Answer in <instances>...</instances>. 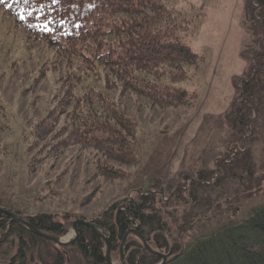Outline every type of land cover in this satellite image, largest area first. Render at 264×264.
I'll return each instance as SVG.
<instances>
[{
  "label": "rangeland",
  "instance_id": "obj_1",
  "mask_svg": "<svg viewBox=\"0 0 264 264\" xmlns=\"http://www.w3.org/2000/svg\"><path fill=\"white\" fill-rule=\"evenodd\" d=\"M160 2L185 27L178 31L184 43L205 57L197 75L190 71L193 77L175 85L194 93L197 100L193 105L162 109L133 93L124 97L120 106L139 124L142 153L137 166H123L127 177L112 179L98 173L95 150L79 147L47 158L35 172L29 171L26 135L55 109L57 95L70 90L77 96L88 90L102 92L104 80L82 72L83 79L74 85L71 75L80 74V63L71 64L69 53L34 40L0 7V208L23 219L47 213L68 221L69 231L60 236L64 238L78 218L94 219L113 202L138 193H157L160 203H165L176 188L189 190L200 170H212L210 181H203L201 199L206 204L193 219V227L189 229L184 220L188 230L181 232L169 221L175 242L186 246L215 227L243 222L264 206V103L253 111L241 139L232 135L226 119L230 106L241 99V83L250 67L242 51L250 45L258 49L246 27L255 28L254 40L261 41L254 22L256 4L253 0ZM221 160L226 165L240 161L238 167L225 169ZM171 206L170 210L181 211L188 207L183 202ZM19 247V236L10 234L0 243V264L18 262ZM29 249L28 264H51L57 254L52 255L48 246ZM69 261L84 264L78 256Z\"/></svg>",
  "mask_w": 264,
  "mask_h": 264
},
{
  "label": "trees",
  "instance_id": "obj_2",
  "mask_svg": "<svg viewBox=\"0 0 264 264\" xmlns=\"http://www.w3.org/2000/svg\"><path fill=\"white\" fill-rule=\"evenodd\" d=\"M160 1L0 0L3 11L30 37L69 53L71 64L80 63V74L71 75L75 77L74 85L83 79L82 72H93L104 80L102 92L88 90L77 96L70 90L57 95L55 109L31 127L26 135L31 173L45 159L58 158L72 147H79L95 150L98 173L103 177L125 178L128 174L123 166H137L140 162L142 140L138 122L120 106L121 100L133 93L162 109L196 102L194 93L175 85L193 77L190 71L197 75L205 57L184 43L178 31L185 27ZM253 2L256 9L251 10L255 11L261 41L254 40L255 28L246 27L249 33L252 31V42L258 49L250 45L242 51L250 67L241 83L240 101H235L226 114L232 135L239 134V139L246 133L253 111L264 103V0ZM2 127L0 122V130ZM239 161L220 163L228 169L238 167ZM212 175V170H200L189 190L176 188L170 200L162 204L157 193H138L126 201L113 202L94 219L81 218L94 222L105 234L112 260L118 259V264L123 238L132 228L146 238L155 253L130 233L124 244L123 264H158L162 254L168 258L165 264H264V206L254 209L243 222L215 227L212 233L186 246L175 242L169 221L181 232L188 230L184 220L189 229L193 227V219L206 204L201 199V190L206 187L203 181H210ZM181 202L188 207L170 210L171 204L178 207ZM26 220L53 236L69 231L68 221L53 214L40 213ZM78 233L71 243L58 244L0 210V243L10 234L20 239L18 262L10 264H28L29 248L35 246H48L52 255L57 253L51 264H68L71 257L77 256L84 264H108L106 243L96 230L79 224Z\"/></svg>",
  "mask_w": 264,
  "mask_h": 264
},
{
  "label": "water",
  "instance_id": "obj_3",
  "mask_svg": "<svg viewBox=\"0 0 264 264\" xmlns=\"http://www.w3.org/2000/svg\"><path fill=\"white\" fill-rule=\"evenodd\" d=\"M0 210H2L4 212H6L7 214H9L14 221L19 222V223L27 226L28 228H30L32 231H34L38 235L44 236V237H46L48 239H51L55 243H58V244H68V243H71L73 240H75L78 237V234H79L78 233V225L79 224H84V225H86V226H88L90 228H93L104 239V241L106 243V248H107V251H106V261H107V263L108 264H114L112 262L111 249H110L109 240H108V238L105 236V234L100 230V228L94 222H90V221H87V220L82 219V218L76 219L72 223V228H73L75 234H74V236L71 239L65 241L60 236H53V235H50V234H47V233H44V232L40 231L37 227H35L28 220L23 219V218H20L19 216H17L13 212H10V211L5 210L3 208H0ZM130 233L136 234L140 238V240L142 241V243L144 244L145 248H147L148 251L155 253V251L152 249V247L147 242L146 238L139 231H136L134 228H132L128 233L125 234V236L123 238V242H122L121 250H120V256H121V258H120V263L119 264H123L124 263V244L126 243L127 236ZM167 259H168L167 258V255L166 254H162V261L160 263H158V264H165L166 261H167Z\"/></svg>",
  "mask_w": 264,
  "mask_h": 264
},
{
  "label": "bare ground",
  "instance_id": "obj_4",
  "mask_svg": "<svg viewBox=\"0 0 264 264\" xmlns=\"http://www.w3.org/2000/svg\"><path fill=\"white\" fill-rule=\"evenodd\" d=\"M74 230L73 231H71L67 236H65L64 238H63V240H69V239H71L73 236H74Z\"/></svg>",
  "mask_w": 264,
  "mask_h": 264
}]
</instances>
